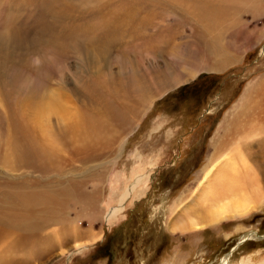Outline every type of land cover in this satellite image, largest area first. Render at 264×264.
I'll return each mask as SVG.
<instances>
[{"label": "rangeland", "instance_id": "rangeland-1", "mask_svg": "<svg viewBox=\"0 0 264 264\" xmlns=\"http://www.w3.org/2000/svg\"><path fill=\"white\" fill-rule=\"evenodd\" d=\"M112 1L0 0V74L11 90L0 85V157L4 140L16 138L13 109L22 101L37 102L50 88L90 113L106 117L114 106L127 112L122 122L110 124L105 143L78 152L62 148L58 165L19 170L0 165V184L84 179L86 189H97L101 211L95 218L76 214L80 207L71 201L66 210L71 220L55 232L59 224L32 231L0 224V264H220L229 251L230 264L261 262L264 204L246 206L240 216L225 212L228 216L198 228L179 222L201 195V170L231 110L264 73V0H243L230 13L234 22L222 31V48L200 24L203 16L184 9L185 0ZM214 47L224 55L226 48L236 50L238 59L208 70L202 61ZM143 79L148 85L142 103L134 92L130 97L103 83ZM133 170L149 178L137 194L129 187ZM262 171H254L260 197ZM125 190L119 219L107 223L104 210H116ZM189 192L194 194L171 211ZM175 221L183 225L175 227ZM251 230L258 236L240 242ZM77 242L85 246L81 251Z\"/></svg>", "mask_w": 264, "mask_h": 264}, {"label": "bare ground", "instance_id": "bare-ground-1", "mask_svg": "<svg viewBox=\"0 0 264 264\" xmlns=\"http://www.w3.org/2000/svg\"><path fill=\"white\" fill-rule=\"evenodd\" d=\"M244 1L185 0L186 6L184 3L181 4L185 6L184 9L187 12L203 16L199 20L200 24L207 29V33L211 34L213 39L219 41V46L222 48L226 47L223 42L222 31L230 22H234L229 18L230 13ZM111 2L113 1L111 0ZM123 7L121 6V8ZM234 25L232 26L234 27ZM213 39L211 40L213 41ZM218 49L214 47L209 51V59L202 61L203 67L208 70H221L226 65L236 61L234 60L238 55L236 50L223 49V52L224 50L227 51V54L224 55L222 53L217 54L220 50ZM76 50H81V47ZM144 80L137 81L138 83L135 80L126 83L119 81H114L112 84L107 83V81H103V83L107 86H113L118 92H123L122 94L130 97L134 92L133 96L137 99L136 102L142 103L147 97L146 86L148 84ZM10 82L12 81L10 80ZM0 85L5 92L11 91L5 90L9 88L3 84L1 74ZM20 104V107L14 108L10 114V121L16 138L4 140V150L0 157V165L13 170L58 165L62 161V158L59 157L62 148L78 152L101 145L107 141L110 135L112 129L110 124L115 125L117 122H122L127 113L124 111L125 108L118 106L112 107L111 112L106 117L97 112L90 113L63 99L57 90L51 88L41 93L37 102L22 101ZM1 119L2 115H0V121ZM221 129V133L217 135L213 144V151L201 170L203 177L198 184L201 195L196 196L200 200H196L195 204L193 202L192 206L189 204L186 206L184 213L187 216L184 217L185 215H183L186 222L183 221L184 219L182 220V215H179L180 220H182L179 223H187L188 228H198L220 217L228 216L225 215V212L228 211L230 212L229 215L240 216V210L246 206H248V210H253V208L264 204V196L260 197L258 193V177L254 172L256 168H259L263 170L264 174V73L249 83L240 103L233 107L231 115ZM152 163L154 162L149 161V164ZM141 170L139 169V171ZM136 171L138 172V170H133L132 175ZM137 172L134 175L136 177H134V184L129 186L131 194L135 190L136 194L137 191L142 192L149 182V178L143 179ZM96 178L100 181L103 174H98ZM209 180L213 182L208 185ZM83 182L84 179H67L58 183L46 184L33 182L29 185L20 183L19 185H11L3 182L0 184V224L25 227L28 231L45 225L59 224L58 228L54 230L55 232L66 226L71 220L66 213L68 203L71 201L80 207L76 214L95 218L101 212L99 211L100 203L97 189H86ZM191 194L194 193H182L175 200L171 211L176 213L177 206L189 198ZM126 197H128V192L125 190L119 197L116 210H104V218L107 223L111 224L119 219L118 216L123 210ZM109 199L113 200V197L109 195ZM178 224L176 222L175 227L183 225ZM257 236L258 233L251 230L239 240L241 242ZM34 246L31 243L27 245V248L30 251ZM84 247L82 243L77 242L75 244L77 251H81ZM230 252L224 255L220 264H230L228 261ZM249 262V260L241 261L239 264H250ZM255 264H264V259Z\"/></svg>", "mask_w": 264, "mask_h": 264}]
</instances>
